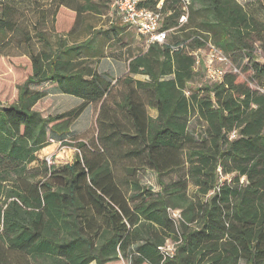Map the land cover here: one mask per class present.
<instances>
[{
	"label": "trees",
	"instance_id": "obj_1",
	"mask_svg": "<svg viewBox=\"0 0 264 264\" xmlns=\"http://www.w3.org/2000/svg\"><path fill=\"white\" fill-rule=\"evenodd\" d=\"M190 1L207 18L183 38L179 21ZM251 3L142 0L153 11L161 6L169 35L128 61L127 76L116 79L126 93L110 104L115 78L87 64L92 39L52 51L41 30L46 21L60 34L62 11L74 13L76 27L93 6L0 0V66L30 63L17 101L0 105V264H264V20L255 13L264 0ZM34 37L51 51L38 50ZM208 42L234 64L249 60L259 87L241 80L235 65L239 74L192 90L194 53ZM53 93L79 104L43 117L35 108ZM93 104H100L97 140L77 144L80 154L59 168L54 157L39 158L49 132L68 137ZM142 170L156 174L160 192L141 183ZM174 174L177 181L164 182ZM170 210L181 212L179 223ZM167 242L173 255L161 250Z\"/></svg>",
	"mask_w": 264,
	"mask_h": 264
},
{
	"label": "rangeland",
	"instance_id": "obj_2",
	"mask_svg": "<svg viewBox=\"0 0 264 264\" xmlns=\"http://www.w3.org/2000/svg\"><path fill=\"white\" fill-rule=\"evenodd\" d=\"M47 0H44V2ZM164 1V0H162ZM240 4L245 7H249L256 0H237ZM83 4H88L87 6H93L96 11H88L81 16L80 23L76 27H70V23L74 21L75 15L72 12L62 14L58 17L59 26L57 28L58 33L52 32V26L48 22H43L41 27L45 38L49 42V47L52 51H57L62 44L66 46L72 45H82L88 39H92L90 45L95 48V53L93 51H88L91 58L87 61L89 65H96L100 71L109 72L114 76L112 83L114 88L112 90V98L110 104L114 101L122 99V95L126 93V88L124 83H116V79L123 78L127 76V63L128 61L141 53L146 51L148 48V43L146 38L140 36L136 31L125 26L118 16L113 13L111 8L110 0H80ZM44 4H47L44 3ZM256 6V3H253ZM256 4V5H255ZM186 7V19L183 23V38L191 36L192 32L195 30V24L204 21L207 16L202 11L201 4H193L191 1ZM255 13L264 20V6L255 8ZM179 27L177 29H179ZM73 28V30L71 29ZM72 30L70 34L67 33ZM175 30V29H174ZM32 34H36V31L31 28ZM173 31V30H172ZM172 32L170 33V39ZM34 46L38 50H48V47L44 46L43 43L39 42L37 37H34ZM256 50L259 59L261 60V52L256 45ZM102 53L105 56L102 59H98V54ZM95 56L96 59H93ZM232 60V58H231ZM233 63V61H232ZM234 64V63H233ZM241 71L239 78L243 81H249L250 86L253 89H257L259 86L257 81L254 79V73L250 68L249 60L244 59L235 63L234 66ZM30 63L26 58L14 59V60H4L0 66V105L8 106L17 101L18 92L17 87H19L27 78V74L30 72ZM246 70V71H244ZM199 76L196 81L190 85V88L196 89L198 87L205 86L204 75L200 70ZM134 80H147V77L136 75L132 76ZM14 83V84H13ZM15 85V87H14ZM42 88L51 90V85L45 83L41 85ZM52 92V91H51ZM146 97V96H145ZM147 98V97H146ZM79 99L71 96H61L59 94L53 93L47 99L41 101L35 108L39 111L43 117L53 116L58 113L70 110L79 104ZM100 111V104H93L89 107L88 112L83 114L78 121H76L71 127V133L68 137L58 136L54 133L49 132V145L42 151L41 157L49 160L54 157L56 167H61L67 163L73 162L76 155L80 154L78 148L76 147L79 143H84L87 145H92L93 142L97 140L98 136V124L97 118ZM148 113L152 117L157 116V111L152 108H148ZM191 127L193 130L197 129V122L195 119L192 120ZM77 140L73 141L72 139ZM68 144V145H65ZM128 164V163H127ZM133 165V163H131ZM139 178L141 183L152 188L156 193L161 191L158 178L155 173L151 171L142 170L139 173ZM179 176L176 174L164 178V182L167 184H173L177 181ZM12 188L11 186H9ZM189 195L193 198L195 195V189L191 187L189 189ZM176 210H170L169 213L171 217L177 220L179 223L182 220L181 212L174 215ZM168 243V242H167ZM172 247V243H168ZM95 264V263H93ZM111 264H127L126 261L121 259L120 261L113 262Z\"/></svg>",
	"mask_w": 264,
	"mask_h": 264
},
{
	"label": "built area",
	"instance_id": "obj_3",
	"mask_svg": "<svg viewBox=\"0 0 264 264\" xmlns=\"http://www.w3.org/2000/svg\"><path fill=\"white\" fill-rule=\"evenodd\" d=\"M141 1L112 0L111 8L125 26L146 38L148 45L164 44L167 41L169 31L162 29L164 16L160 11L161 6H159L158 11H153L140 6ZM185 19L186 15L181 17L180 25H183ZM194 56L196 58V72L197 70L203 72L206 84L223 82L227 73L239 74V70L232 64L229 56L212 42H208L204 48L197 50ZM47 161L49 162V160ZM177 213L179 211L174 212V215H177ZM168 243L161 250L167 255H173L175 244L172 243V247H170Z\"/></svg>",
	"mask_w": 264,
	"mask_h": 264
},
{
	"label": "crops",
	"instance_id": "obj_4",
	"mask_svg": "<svg viewBox=\"0 0 264 264\" xmlns=\"http://www.w3.org/2000/svg\"><path fill=\"white\" fill-rule=\"evenodd\" d=\"M43 150H45V149H43ZM42 150V151H43ZM42 151L41 152H39V158H41V159H43V157H41V153H42ZM12 182H13V180L12 181H10V182H7V185H6V187L7 188H10L9 186H11L12 187Z\"/></svg>",
	"mask_w": 264,
	"mask_h": 264
}]
</instances>
